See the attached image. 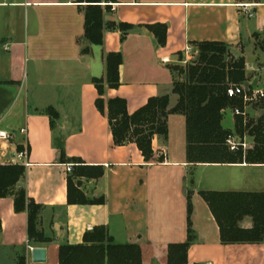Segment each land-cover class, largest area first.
Instances as JSON below:
<instances>
[{"label": "crops", "instance_id": "1", "mask_svg": "<svg viewBox=\"0 0 264 264\" xmlns=\"http://www.w3.org/2000/svg\"><path fill=\"white\" fill-rule=\"evenodd\" d=\"M108 24L133 29L125 35L105 30L102 45L94 46L83 37L76 0H0V133L10 136L0 140V166L25 168L21 187L42 206L37 229L51 240L29 244L26 212L15 213L12 196L0 198V264H16L20 256L25 264H58L59 245L81 244L84 233L100 226L114 244L138 246L141 264H167L168 245L187 239L188 192L195 240L187 264H264V243L220 244L217 225L198 195L220 191L203 186L204 170L218 167L244 170V181L258 187L232 192H264V165L187 164L182 115L167 117V138L153 137L149 161L133 143L115 147L105 116L95 108L92 84L93 78H105L107 54L119 53V85L104 88V101L124 99L132 114L149 98L168 96L170 110L177 96L168 67L188 60L194 43L218 42L233 58L244 59V87L264 92V0H116L103 11ZM154 24L166 26L164 46L145 28ZM244 110L252 116L251 108ZM221 125L234 130L232 111L224 112ZM232 141L253 147L248 136ZM24 151L25 159L17 160ZM75 160L103 168L98 179H74L86 200L102 204H67ZM31 248H44L45 262L33 263Z\"/></svg>", "mask_w": 264, "mask_h": 264}, {"label": "trees", "instance_id": "2", "mask_svg": "<svg viewBox=\"0 0 264 264\" xmlns=\"http://www.w3.org/2000/svg\"><path fill=\"white\" fill-rule=\"evenodd\" d=\"M83 12V37L90 45L101 46L105 30L117 28L122 35L133 29L132 25H103V11H108L116 0H76ZM104 4V8L101 6ZM159 46L166 41V26H145ZM196 56L190 61L168 67L173 76L172 94L177 102L168 109L169 97H152L132 114L127 112L126 101L121 98L103 99L104 88L116 89L119 85L118 69L122 58L119 53L105 57L104 79L93 78L97 98L95 108L105 116L113 146L129 143L136 145L145 161L152 156L151 141L157 136L167 138V117L182 115L185 118L186 161L189 165H264V113L256 120L244 113L249 102L244 94L251 95V88L244 93L228 96V90L238 89L247 82L244 59H235L227 45L218 42L194 43ZM86 50L83 51L85 53ZM254 106L264 109V98ZM238 110L234 115V130H226L221 122L227 110ZM51 118L56 117L50 110ZM244 136L253 139L251 149H243L242 143L231 145V139ZM18 150H21L18 148ZM72 175L67 179V204H102L103 200H86L74 179H98L103 176L101 166H88L80 160L73 162ZM21 165L0 166V198L13 197L15 213L27 214V238L29 244L51 242L38 231L42 206L27 197L23 187H17L24 179ZM219 232L221 245H256L264 243V192L199 191ZM187 239L167 247V264H187V251L195 240L191 229V192L187 193ZM249 219V228L241 223ZM1 231V225H0ZM16 264H25L24 256ZM58 264H141V251L136 245H116L103 226L95 227L82 236L78 245L61 244L58 247Z\"/></svg>", "mask_w": 264, "mask_h": 264}, {"label": "rangeland", "instance_id": "3", "mask_svg": "<svg viewBox=\"0 0 264 264\" xmlns=\"http://www.w3.org/2000/svg\"><path fill=\"white\" fill-rule=\"evenodd\" d=\"M195 49L192 50V52L189 54L188 60H183L182 64H185V62H190L194 57ZM256 101L249 102V105H247L245 108L249 107L253 111L252 116H249L250 119L256 120V115L259 111V108L254 106V103ZM245 111V110H244ZM255 112V113H254ZM237 141V139H236ZM234 142L231 139V145ZM239 145V143H238ZM243 147V146H242ZM243 149H245L243 147ZM217 178V179H214ZM245 180V172L244 170L237 169V168H231V167H218V168H207L204 170V187L208 188H215V190L220 191H253L258 190V187H254V183L244 181Z\"/></svg>", "mask_w": 264, "mask_h": 264}, {"label": "built area", "instance_id": "4", "mask_svg": "<svg viewBox=\"0 0 264 264\" xmlns=\"http://www.w3.org/2000/svg\"><path fill=\"white\" fill-rule=\"evenodd\" d=\"M248 16L251 17L250 14H248ZM245 90H247V87H241V88L234 89V90L230 89V90H228V96L229 97H232L234 95H239L241 93H244ZM243 97H244V101L245 102H252L254 100L256 101L257 99L264 98V92H262V91H252L250 96H246L244 94ZM232 113H233V115H238L239 114V111L236 110V109H234V110H232ZM20 132L21 133H24L25 131L24 130H21ZM9 138H10L9 135H7L5 133H0V140H5V139H9ZM25 156H26L25 151L24 152H19L17 154V156H16V159L17 160H22V159H25ZM66 171H67V173H70L71 172V166L70 165H68L66 167Z\"/></svg>", "mask_w": 264, "mask_h": 264}, {"label": "water", "instance_id": "5", "mask_svg": "<svg viewBox=\"0 0 264 264\" xmlns=\"http://www.w3.org/2000/svg\"><path fill=\"white\" fill-rule=\"evenodd\" d=\"M22 184H19L21 187ZM31 261L33 263H43L45 262V249L44 248H31Z\"/></svg>", "mask_w": 264, "mask_h": 264}]
</instances>
